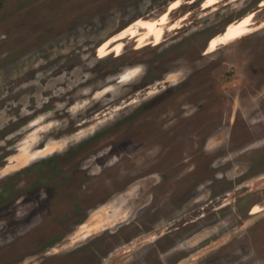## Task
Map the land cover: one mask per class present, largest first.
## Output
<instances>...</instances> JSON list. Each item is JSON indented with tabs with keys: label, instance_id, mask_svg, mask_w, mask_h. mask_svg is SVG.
Wrapping results in <instances>:
<instances>
[{
	"label": "rangeland",
	"instance_id": "obj_1",
	"mask_svg": "<svg viewBox=\"0 0 264 264\" xmlns=\"http://www.w3.org/2000/svg\"><path fill=\"white\" fill-rule=\"evenodd\" d=\"M204 2L0 0V264H264V0Z\"/></svg>",
	"mask_w": 264,
	"mask_h": 264
},
{
	"label": "bare ground",
	"instance_id": "obj_2",
	"mask_svg": "<svg viewBox=\"0 0 264 264\" xmlns=\"http://www.w3.org/2000/svg\"><path fill=\"white\" fill-rule=\"evenodd\" d=\"M216 2L217 0H206V2H204V7L214 5ZM176 7L177 2L173 3L170 6L169 11H173V9L175 10ZM166 16L168 15L164 14L160 19L155 21L138 20L137 22H134V24L130 25L120 34H118V38L115 37L103 43L100 46L99 50L103 53V56H107L110 52L115 51L120 53L123 47L122 44H120V40L125 38H131L132 40L137 39L136 42L139 44V47H142L143 45L147 44V42H149L153 37L156 38L157 43H160L163 38L164 26L167 24L168 17ZM253 21L254 20L252 18V14H247V16L239 19V21L229 24L228 28L226 27L222 34L215 36L210 41V43H208V52L214 51L216 48H218L217 46L219 44L235 41L245 36L251 30L250 27L253 25ZM139 30H144V32L142 34H139ZM112 43L118 44L110 50L109 48L111 47ZM261 210L262 209L259 206H255L253 213H259Z\"/></svg>",
	"mask_w": 264,
	"mask_h": 264
},
{
	"label": "water",
	"instance_id": "obj_3",
	"mask_svg": "<svg viewBox=\"0 0 264 264\" xmlns=\"http://www.w3.org/2000/svg\"><path fill=\"white\" fill-rule=\"evenodd\" d=\"M210 43V42H209ZM209 45V44H208Z\"/></svg>",
	"mask_w": 264,
	"mask_h": 264
}]
</instances>
